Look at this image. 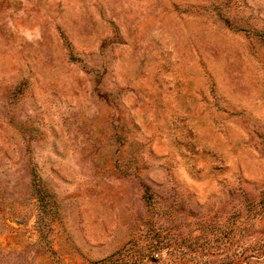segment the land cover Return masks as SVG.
Segmentation results:
<instances>
[{
  "label": "rangeland",
  "instance_id": "rangeland-1",
  "mask_svg": "<svg viewBox=\"0 0 264 264\" xmlns=\"http://www.w3.org/2000/svg\"><path fill=\"white\" fill-rule=\"evenodd\" d=\"M0 264H264V0H0Z\"/></svg>",
  "mask_w": 264,
  "mask_h": 264
}]
</instances>
